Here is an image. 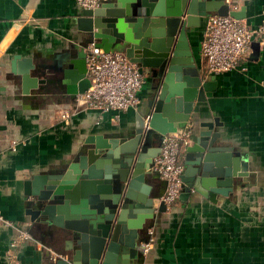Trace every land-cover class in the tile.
Wrapping results in <instances>:
<instances>
[{
	"label": "crops",
	"instance_id": "1",
	"mask_svg": "<svg viewBox=\"0 0 264 264\" xmlns=\"http://www.w3.org/2000/svg\"><path fill=\"white\" fill-rule=\"evenodd\" d=\"M240 4L250 27L264 23V0ZM80 12L74 0H0V216L12 223L0 226V264H53L67 243L75 247L66 226L90 225V219L82 218V209L104 204L105 199L96 188L83 190L74 179L69 189L73 201L64 213L54 212L53 222L40 215L33 191L46 194L51 186L58 188L63 179L56 178L86 156L88 139L106 141L123 134L149 100L147 83L137 110L84 111L67 120H60L59 114L72 112L75 102L57 95L24 100L20 75L10 69L13 57L46 67L61 61L65 67L73 47L89 38L73 28ZM202 29L191 48L201 78L209 81L212 77L203 74L199 59ZM256 41L258 59H249L251 50L238 69L214 76L215 90L208 99L209 114L222 124L212 131L219 135L217 144L242 156L253 176L246 182L234 178L235 189L214 201L191 191L164 213L157 211L159 201H154L153 217L145 224L147 243H141L142 261L134 259L133 264H264V39ZM120 48L124 50L122 44ZM157 148L153 141L150 150ZM185 156L186 151L183 162ZM102 159L87 163L85 170ZM149 173L143 185L155 192L164 190L161 178ZM23 232L31 239L20 241Z\"/></svg>",
	"mask_w": 264,
	"mask_h": 264
},
{
	"label": "water",
	"instance_id": "2",
	"mask_svg": "<svg viewBox=\"0 0 264 264\" xmlns=\"http://www.w3.org/2000/svg\"><path fill=\"white\" fill-rule=\"evenodd\" d=\"M129 1L109 0L94 10H81L72 21L73 28L89 38L73 47L65 67L61 61L50 67L35 66L18 55L10 62L11 72L20 75L19 91L25 101L57 95L75 102L77 95L89 88L83 48L90 43L105 51L124 52L152 80L146 108L136 113L133 127L114 139H88L86 156L71 165L64 177L56 178L63 179L58 188L51 186L46 194L33 191L40 215L53 222L54 212L64 213L73 201L69 189L75 180L83 190L93 192L96 188L105 199L104 204L82 209V218L90 219V225L66 226L75 247L67 243L66 251L59 252L53 264L142 261L141 243H147L145 224L153 217L154 201H159V213L166 211L160 201L165 182L159 192L143 183L151 175L162 138L186 125L192 127L194 143L186 149L181 199L191 191L211 201L215 196L227 197L235 189L234 178L246 182L253 176L242 156H233L229 148L217 144L219 135L212 131L222 124L208 110L216 82L214 77L209 81L201 78L191 48L209 14L245 19V8L229 11L223 0ZM251 50L249 59L257 60L259 42L254 41ZM153 141L158 146L155 151L150 150ZM100 157L103 159L85 170L87 163L92 165Z\"/></svg>",
	"mask_w": 264,
	"mask_h": 264
},
{
	"label": "built area",
	"instance_id": "3",
	"mask_svg": "<svg viewBox=\"0 0 264 264\" xmlns=\"http://www.w3.org/2000/svg\"><path fill=\"white\" fill-rule=\"evenodd\" d=\"M74 2L80 10H94L104 0ZM223 3L228 6L229 11L240 10V0H223ZM259 38L264 39V23L250 27L244 19L209 14L199 40V59L203 74L214 77L238 69L249 57L252 43ZM83 52L89 88L77 95L72 112L59 114L60 120H67L84 111L103 114L137 110L141 104L140 94L149 82L145 71L132 63L124 52L105 51L94 43L85 46ZM191 143L192 127L189 124L165 135L160 152L153 160L151 171L165 182V192L160 201L167 210L177 202L182 193L183 154ZM0 226L12 227V223L0 216ZM30 239L25 232L19 235L20 241ZM147 246L148 244L145 249Z\"/></svg>",
	"mask_w": 264,
	"mask_h": 264
},
{
	"label": "flooded vegetation",
	"instance_id": "4",
	"mask_svg": "<svg viewBox=\"0 0 264 264\" xmlns=\"http://www.w3.org/2000/svg\"><path fill=\"white\" fill-rule=\"evenodd\" d=\"M147 77H148V75H147ZM150 80H151V79L148 78V81H149L148 84L150 85V87H152V84H151V81H152V80H151V81H150Z\"/></svg>",
	"mask_w": 264,
	"mask_h": 264
}]
</instances>
